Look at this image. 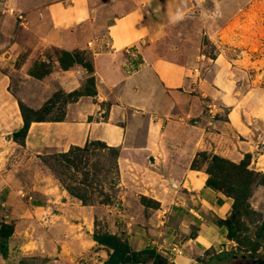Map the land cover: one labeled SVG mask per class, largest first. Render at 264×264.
Here are the masks:
<instances>
[{"label": "crops", "instance_id": "crops-1", "mask_svg": "<svg viewBox=\"0 0 264 264\" xmlns=\"http://www.w3.org/2000/svg\"><path fill=\"white\" fill-rule=\"evenodd\" d=\"M235 5L0 0V226L13 227L0 264H104L109 252L93 240L95 230L168 264L264 263V186L252 189L248 203L258 217L242 218L238 243L221 223L233 200L207 186L208 163L199 157L247 161L264 176V89L243 91L236 60L220 51L206 57L196 36L208 33L210 14L220 37L240 16ZM47 50L81 52L91 71L62 69ZM42 64L49 72L34 76ZM75 92L61 119H32L23 143L12 139L23 127L19 104L38 112L56 94ZM89 142L118 151L117 195L108 205H82L58 186L36 189L4 165L11 144L41 157Z\"/></svg>", "mask_w": 264, "mask_h": 264}, {"label": "rangeland", "instance_id": "rangeland-1", "mask_svg": "<svg viewBox=\"0 0 264 264\" xmlns=\"http://www.w3.org/2000/svg\"><path fill=\"white\" fill-rule=\"evenodd\" d=\"M236 1L241 10L240 16L229 25L226 31L219 33L220 37L215 32L217 30L215 28L217 21L210 18V14H207L206 25L210 26L207 28L208 33L199 32L196 34L197 38L200 37V45H202L200 53L208 58H214L215 54L220 51L228 59L236 60L234 66L239 68L240 72H243L239 75V84H242L243 91L252 87L264 89V0ZM238 6L235 5L236 8ZM206 8L208 10L211 9L209 3ZM203 21H205L204 17L201 21L198 20V25L202 24ZM190 28L192 31H196L198 26L190 25ZM255 42L260 45L256 50H252V43L254 45ZM176 51H181V48ZM195 51L197 52V50ZM46 56L49 59H54L60 55L57 51L47 50ZM46 69L48 68L42 66V72ZM53 99L57 100L59 104L47 111L29 115V118L43 120L61 119L64 109L62 102L65 97L58 96ZM15 141L20 143L19 140ZM69 157L72 162L67 163L56 155L30 156L11 144L9 149H7L4 165L7 169L8 167H13L15 170L18 169L21 175L25 173L24 177L26 179L30 176L33 181L32 186L36 189L38 187L42 188V186H47L48 189L58 186L64 190L65 188H77L82 190L83 194H89L90 190L88 191L85 186L81 185V183H85V185H91V188H95L97 191L102 189L109 190L108 182L105 181L108 174L102 169V165L108 164L107 154L98 150L82 155L74 153ZM110 192H112L113 197L117 195L116 188ZM90 194L92 195L90 199L94 200L96 204L102 199L95 192H90ZM98 225L101 226L100 223Z\"/></svg>", "mask_w": 264, "mask_h": 264}, {"label": "trees", "instance_id": "trees-1", "mask_svg": "<svg viewBox=\"0 0 264 264\" xmlns=\"http://www.w3.org/2000/svg\"><path fill=\"white\" fill-rule=\"evenodd\" d=\"M58 53L60 56L57 58V60L62 69H68L75 64H79L86 68V70L91 71V63L84 57L83 53ZM42 66L45 65L42 64ZM36 67L33 71H31V73L36 77H42L50 70L48 66H45V68L48 69L42 72V67L39 71L38 69L40 67H38V65H36ZM80 95L81 94L78 92L68 95L56 94L54 98H57L58 96H64L65 100L63 101V104L65 105L68 102L74 101ZM55 101L57 100H50L48 102L49 105L38 112H32L31 110L26 109L22 104H19V109L23 120V127L19 132L12 135V139L19 140L20 143H23V139L28 132L29 125L31 122H33V120L29 118V115H35L39 112L49 110L50 106L53 105ZM42 121L45 120L42 119ZM98 150L108 155V164L102 165V169L105 173L108 174V177H106V180H104L108 182L109 190L102 189L97 191L95 188H91V185H85V183H81V185L85 186L88 191L90 190L89 194H83L82 190L77 188H65L68 194L80 201L82 205L94 204V200L90 199L92 196L90 192H95L97 193V195L101 196L102 199L98 201L99 204L108 205L112 202L113 194L110 191L114 190L117 184L118 151L113 148H108L106 145L100 142H89L82 148L76 147L70 149L66 153L56 154L57 157L69 163L72 162L71 160H69V156L74 153L82 155L87 154L91 151L96 152ZM199 157L202 158V160L207 161L208 163L206 168V174L208 175V179L206 182L207 186L215 191L224 193L233 200L232 214L230 219L221 223L227 228L228 238L241 243L242 241L239 239L238 233L241 231V229H243V225L241 223L242 218L253 220L258 217V214L250 209L248 200L251 197L252 189L254 186H264V176H261L252 170H249L247 161H243L239 164H233L216 156L208 158L207 156L200 154ZM193 167L196 168L198 166L196 163H194ZM12 232L13 227L11 225L2 224L0 226V251H3L4 249L3 240L10 237ZM93 240L97 244L105 247L109 252L108 260L104 264H168L166 260H164L161 256L153 251H131L126 241L122 240L116 235H112L107 232L95 230L93 234ZM257 264L264 263H261L259 261Z\"/></svg>", "mask_w": 264, "mask_h": 264}, {"label": "built area", "instance_id": "built-area-1", "mask_svg": "<svg viewBox=\"0 0 264 264\" xmlns=\"http://www.w3.org/2000/svg\"><path fill=\"white\" fill-rule=\"evenodd\" d=\"M19 19L21 20L22 17L19 16ZM207 108H208V111H209L210 114H212L213 111L215 110V107H214L213 105H211V104H209ZM173 254H175V255L177 254V255H178V254H181V252H180L179 249H176V248H175V249L173 250Z\"/></svg>", "mask_w": 264, "mask_h": 264}, {"label": "bare ground", "instance_id": "bare-ground-1", "mask_svg": "<svg viewBox=\"0 0 264 264\" xmlns=\"http://www.w3.org/2000/svg\"><path fill=\"white\" fill-rule=\"evenodd\" d=\"M260 44H257L256 42H255V44L253 45V43H252V46H251V49L252 50H256L257 48H258V46H259Z\"/></svg>", "mask_w": 264, "mask_h": 264}]
</instances>
